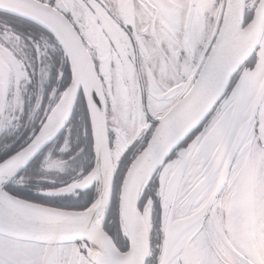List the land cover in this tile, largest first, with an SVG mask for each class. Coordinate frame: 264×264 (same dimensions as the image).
I'll use <instances>...</instances> for the list:
<instances>
[{
    "label": "snow or ice",
    "instance_id": "snow-or-ice-1",
    "mask_svg": "<svg viewBox=\"0 0 264 264\" xmlns=\"http://www.w3.org/2000/svg\"><path fill=\"white\" fill-rule=\"evenodd\" d=\"M0 264H264V0H0Z\"/></svg>",
    "mask_w": 264,
    "mask_h": 264
}]
</instances>
